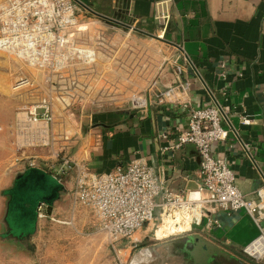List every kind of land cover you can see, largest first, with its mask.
I'll list each match as a JSON object with an SVG mask.
<instances>
[{"label": "crops", "instance_id": "crops-1", "mask_svg": "<svg viewBox=\"0 0 264 264\" xmlns=\"http://www.w3.org/2000/svg\"><path fill=\"white\" fill-rule=\"evenodd\" d=\"M4 1L6 0H0V4ZM74 1L82 11L78 16L80 21L113 27L131 26L135 36L128 39L141 41L142 56H148V61L151 59L158 63L161 58L155 57V50L160 53L164 48V58L160 62V71L157 69L158 75L140 87V90L148 94V104L144 109H97L92 117L90 131L72 138L68 125L59 117L55 108L50 143L42 148L27 146L17 138L16 130L13 129L14 113L20 106L53 95L51 85L58 78L49 83L34 73L31 76L32 82L27 86L28 93L21 98L19 91L12 89V84L21 80L18 69L14 65L10 69L7 61L3 68V64L0 65V142L6 141L9 146V157L4 161L0 160V174L13 173L10 182L6 183L8 185L0 190L3 203L0 213V243L1 248H7L5 244L11 247L20 244L18 250L12 249L13 252L8 255L2 253L0 264H28L24 258L18 259L17 256L29 252L34 255L31 256V261L35 264H106L104 257L107 242L96 231L90 213L81 207L71 211L73 174H69L67 182L56 183L47 173V164L44 162L52 158L59 149L75 150V156H80V160L84 161L90 173L95 176L140 159L154 170L157 180L173 192L198 191V152L190 145L175 151L168 149L175 144L179 133L185 130L187 109L183 102L188 101L195 108L217 104L222 109L225 114L223 126L228 129L229 136L224 143L213 147V153L225 161L235 177L256 178V167L264 174V0ZM158 14L168 17V26L164 32H159L156 26L155 17ZM97 28L103 29L95 26ZM100 30L89 34L80 29L79 40L85 43L86 38L93 36L95 39H105V34ZM157 32L158 36L155 37ZM128 33L132 34L131 31ZM128 33L124 36L125 40ZM155 38L159 42L164 41L161 42V47L148 44V41ZM135 44L130 42V49ZM106 49L108 52H104V55L132 56L130 50L113 44ZM112 66L114 63L110 64V70ZM109 69L104 72L110 71ZM68 70L60 76L59 82L64 86L72 84L82 98L86 87L112 89L117 85L108 83L101 76L93 79L92 72L102 73L100 67L86 73ZM65 76H69V79H65ZM66 97L72 103L79 99L77 96ZM108 97L99 100V103L126 101ZM128 102L129 99L126 103ZM6 106L8 112H5ZM242 110L248 118L254 120V124L238 127V115ZM242 145L246 147L252 160L244 156ZM81 147L84 148L82 151ZM30 164H34V167L29 168ZM21 173H28L33 177V182L48 184L50 191L53 187L63 190L54 202H59L60 208L65 207L57 209L53 204L50 214V217L60 214L61 219L66 221L63 224L67 223L60 227L63 231L60 240L64 254L61 257H51L53 239L58 238H53L54 233L50 231L54 229V224H45L38 221V218L34 220L22 214V223L12 225L9 222L4 199L6 200V193L12 187L15 175ZM2 185L5 186V182ZM200 197L204 198L205 193L200 192ZM24 201L25 198L22 206L26 205ZM215 218L219 226L207 229L203 223L190 233L171 241L179 255V261L174 260V264H198L197 259L201 264H264L247 261L241 256L242 248L258 236V229L247 214L236 211L228 215H215ZM19 225L21 226L18 227ZM147 236L136 234L132 236L131 242H144L145 245L154 243ZM196 238L200 241L199 249L193 251L191 248L196 245ZM44 240L47 246L44 245ZM42 244L47 247L44 256L37 253ZM155 244L160 246L161 243ZM181 250L188 258L192 257L184 258Z\"/></svg>", "mask_w": 264, "mask_h": 264}, {"label": "built area", "instance_id": "built-area-1", "mask_svg": "<svg viewBox=\"0 0 264 264\" xmlns=\"http://www.w3.org/2000/svg\"><path fill=\"white\" fill-rule=\"evenodd\" d=\"M79 12L74 0H7L0 5V51L53 74L64 71L73 62L90 63L95 52L75 47L69 35L77 25ZM155 22L158 31L164 32L168 17L158 14ZM125 28L133 30L131 26ZM115 32V42L124 39L123 31ZM146 105L144 94L132 96V109H144ZM183 106L187 109L185 130L168 149L175 151L190 145L198 152L200 188L196 192H173L140 159L95 176L84 162L65 157L58 165H49L47 173L57 183H62L70 172L73 174L71 198L89 211L96 231L106 239L116 260L120 259L119 244L130 241L153 216L156 219L148 227V238L162 243L178 239L203 223L207 229L219 226L215 215L243 211L258 229V236L242 248L241 256L250 262H264V174L256 167V178L239 179L225 161L214 155L213 147L224 143L229 136L223 126L225 114L217 104L195 108L187 101ZM51 113L45 102L20 113V121L15 123L17 138L21 141V133L25 145H46L45 125L51 123ZM91 121V107H85L76 126L79 130L89 129ZM252 124L254 120L242 110L238 127ZM242 147L244 156L252 160L246 147ZM33 167L30 164L29 168ZM200 192L205 193L204 198ZM44 207L37 206L38 219L44 216ZM181 253L186 259L192 257L188 258L182 250Z\"/></svg>", "mask_w": 264, "mask_h": 264}, {"label": "rangeland", "instance_id": "rangeland-1", "mask_svg": "<svg viewBox=\"0 0 264 264\" xmlns=\"http://www.w3.org/2000/svg\"><path fill=\"white\" fill-rule=\"evenodd\" d=\"M6 1H4L3 3H5ZM3 3H1V4H3ZM79 15H80V12L78 13L77 17ZM91 23H92V21H91ZM95 26L96 27H102L103 29H101V30H100V28L95 29ZM80 29L82 32L87 31L89 34L93 33L95 30H100L105 34L104 35L105 39H103V38L95 39V36H93L92 38H89V37L86 38L85 43H82L78 37ZM115 30L123 31L124 36H125L126 32L128 33V31H131L132 34L128 33L126 40L122 39L120 42H115V39H114V35L116 33ZM133 30H129L127 28H124L122 25H120V26L116 25V27H113L112 25L109 26L108 24L102 25L100 23L99 24L85 23L84 21H80V19L78 18L77 25L73 29L70 30L69 35L73 39L75 47H78L80 49L93 50L95 52L94 60L90 63H85V64H81L79 62H73L67 67V69L62 71L63 73L60 72L58 74L50 73V71H48L46 69L39 70V69L30 67L27 64V62L20 61L17 58H15L14 56L0 51V65L3 64V66L1 68H3L6 65V61H7L9 63L10 69H11V65H14L15 68H17L18 72L20 73L21 80L16 82V83H13L12 89L18 90L21 98H24L25 97L24 94L28 93L27 86H29V84L32 82L31 76L34 73L39 75V76H42L44 78V81L49 82V83H51V80L58 78L57 80H55L54 84L51 85L53 93H54L53 95H51V96L48 95L44 98L39 99L35 103H31V104H28L26 106L25 105L20 106L15 110L13 129H15V123L18 124V122L20 121L18 119V115L20 113L27 112L28 109H30L31 107H33L35 105L40 104L41 102L47 103L51 108L52 121H51V123L45 125L47 127L46 128V135H45V138H47L46 145L26 143L27 146L41 147L42 148V147H46L47 145H49L48 144V143H50L49 137H51V133H52V129H51L52 127L51 126L55 122L53 119L55 108H56L57 112L59 113V117L63 118L65 120V123L68 125L69 131L71 132V137L76 138V137H78L84 133L89 132L91 129V127H90L89 129L79 130V128L76 126L78 124L80 117L82 116V114L84 112L85 107H91V112H92V117H93V114L95 113V111H97V109L114 110V109H126V107H127V109L131 108V98L136 93L144 94L145 99L147 101L148 94L145 91L140 90L141 89L140 87L158 75L157 69H158V71H160L161 63H162L161 59L164 58L163 52L165 51V49L163 48L160 51V53H158L157 50H155V57L158 59L161 58L160 59L161 63L160 62H158V63L153 62L151 59H149V61H148V56L145 57V55L144 56L141 55V41L139 39H136L134 41H130L134 38L128 39L131 36H135ZM156 36H158V32L155 33V37ZM80 39H81V37H80ZM130 42L136 43L133 46V49H130V46H129ZM161 42H159L158 39H152L151 41H148V44L153 45V47L159 48V47H161L160 46ZM110 44H113V45L117 46L118 48H126L127 50H130V52L132 53V56H130V58H128L129 55H125V56H109L108 54L104 55L103 54L104 52H108L106 47ZM117 51H118V49H117ZM155 57H154V59H155ZM111 63H114V66H112V68L110 70L109 66ZM96 67L97 68L100 67V72H102V73H95L94 74V72H92V76L94 75L93 79L96 80L95 76L96 77L101 76L108 83L110 82V84H117L116 87H114L112 89H108V88L107 89H104V88L94 89V87L93 88H87L86 87L82 92V95H83V98H82L80 96L81 93L78 92L75 89V87H73L72 84H68L69 86L68 85L64 86L63 84H61V82H59L60 76L64 73H66V71L68 69H69L68 71H74V72L80 71V72L86 73L90 69H95ZM107 69H109L110 71L104 72ZM65 79H69V76H65ZM130 84H131V87H130ZM70 93H71V95H70ZM107 95L110 96L111 98L114 97L112 99H115V100L125 99L126 101L122 102V103H99V100L109 98ZM66 96L73 97V98H74V96H77L79 99L75 103H72L70 101V99H68V97H66ZM128 99H129V102L126 103L128 101ZM147 104H148V101H147ZM5 112H8L7 106L5 108ZM4 122H6V121H4ZM91 126H92V121H91ZM21 127H23V126H21ZM21 127H19V128H21ZM20 135H21V141L23 142L24 136L21 133H20ZM64 137L66 140L67 135H65ZM72 138H70V139H72ZM7 143H6V141L0 142V151H1L0 157H2L0 159L1 161H4L7 157H9V154H8L9 146ZM83 149L84 148L81 147V151ZM76 154H77V152L75 150L68 151V149H59L58 151L55 152V155L52 158H50L49 160H47L44 163L47 164L46 167L49 168V165H52V164L58 165L60 163V161L65 157L68 159H71L72 161H82V160H80V158H81L80 156L79 157L75 156ZM82 162H84V161H82ZM69 174L63 180V182H67V180L69 178ZM12 175H13V173H10L8 175V174H6V172L5 173L3 172L2 174H0V190L3 187H6V185H8L6 183L10 182ZM4 182H5V186L2 185V183H4ZM52 185H53V183H52ZM31 193H32L31 189H28V194H31ZM50 194H51V191H50L49 195ZM56 202H54V207L56 206L57 209H63L65 207V206H62V208H60L61 205H59V202H57V203ZM2 204H3L2 200L0 199V213H1V210L3 207ZM5 204H6V200L4 199V206H5ZM78 207H81V206L76 205L75 202L72 200L71 191H70V208H71V211L74 212V210L77 209ZM81 208H83V207H81ZM43 215L44 216L39 218L38 221L43 222L45 224H48V223L54 224V225H52V226H55L54 229H51L50 231L54 233L53 238L58 236L57 239H53L52 247L50 250V251H52L51 257L53 255H58L61 257V255H64V254H63V248H62L63 244L61 243V240H60V234L63 231H62V228H60V227L63 226L64 224L67 225V223L63 224V222H66V221L61 219L60 214H58L57 217L48 216L46 214L45 207L43 209ZM0 217H1V215H0ZM91 218H92V216H91ZM155 219H156V216L151 217V219H149L147 225L143 226L141 230L136 232V234H139L141 237L147 236L149 234V232H148L149 229L148 230H146V229L153 225V223L155 222ZM14 220H16V219H14ZM11 224L16 225L15 221H12ZM143 230H146V231H143ZM146 233H147V235H146ZM136 234H134V235H136ZM30 243H33V242L31 241ZM34 243L36 244V242H34ZM43 243H44V245L47 246V242L45 240L43 241ZM155 243L156 242L150 243L149 245L148 244L145 245L144 242L134 244L131 242V240L128 242L121 243L118 246V249H120V251H121L119 253V258H120L119 260L115 259L114 255L112 254V252L110 251V249L107 246L106 255L104 257L105 263L106 264H174L173 261L176 259L178 260L179 255L177 254L176 248L174 247V244L171 243V241H167L165 243L162 242L161 244H159L160 246H158V244H155ZM1 245H2V243H0V255L2 253H4L5 255H8L9 253L13 252L12 249L18 250L17 247H20V244H17L16 246H13V247L9 246L8 244H5V247H7V248H1L2 247ZM46 246H43V244H42L40 246L39 252H37V253L44 256L43 254L45 253V251H47V250H45L47 248ZM19 249L21 250V248H19ZM30 253L31 252L25 253V254L21 253L17 257H18V259L24 258V261L28 264H35L34 261H31V256H34V255L33 254L30 255ZM38 262H39V260H38ZM36 264H39V263H36Z\"/></svg>", "mask_w": 264, "mask_h": 264}, {"label": "water", "instance_id": "water-1", "mask_svg": "<svg viewBox=\"0 0 264 264\" xmlns=\"http://www.w3.org/2000/svg\"><path fill=\"white\" fill-rule=\"evenodd\" d=\"M95 16L99 19L105 20V18L102 16H99V15H95ZM162 42H164V41H162ZM28 176H30L28 173H25V174L21 173L20 175L19 174L15 175L14 182L12 183V187L6 193L7 195L11 194V193H13V194L18 193V197L20 198V200L18 198L11 199V202H7L5 204V206L8 210V219H9L10 223L12 221H15L16 225L22 223L21 219H20V214L27 216V217L30 216V218H33L34 220H36L37 219L36 208L40 204L45 206L46 214L48 216H50L51 211L53 209L54 201L60 196V193L63 192V190L61 188H57V189L53 188L51 190V194L49 195L50 190H49L48 184L44 185L41 183L33 182V177L30 176V178H27ZM50 179H52V178L50 177ZM53 181H55V180H53ZM28 189H31V191H32L31 194H28ZM38 195H44L45 200L43 202H40L39 204L35 205L36 202H34V200L40 198V197L36 198V196H38ZM32 196H34V197H32ZM23 198L26 199V201H24V203L26 204L25 206H22ZM14 200H16V202L18 204L19 211L17 213L13 211ZM38 200H40V199H38ZM19 202H20V204H19ZM14 219H16V220H14ZM20 226L21 225H19L18 227H20ZM195 242H196V245H194L195 249L193 247L191 248V250H193V251H196L197 249H199V244H200L199 239L196 238ZM197 263L201 264L198 259H197Z\"/></svg>", "mask_w": 264, "mask_h": 264}, {"label": "flooded vegetation", "instance_id": "flooded-vegetation-1", "mask_svg": "<svg viewBox=\"0 0 264 264\" xmlns=\"http://www.w3.org/2000/svg\"><path fill=\"white\" fill-rule=\"evenodd\" d=\"M54 188V187H53ZM7 195V194H6ZM32 197H34V196H32ZM37 197H40V198H38V199H40V200H38V199H35L34 200V202H36L35 203V205H37V204H39L40 202H43L44 200H45V196L44 195H38V196H36V198ZM14 198H18L19 200H20V198L18 197V193L17 194H13V193H11V194H8L7 196H6V203L7 202H11V199H14ZM15 207V208H14ZM14 207H13V211L14 212H18L19 211V209H18V204H17V202H16V200H14ZM10 222V221H9Z\"/></svg>", "mask_w": 264, "mask_h": 264}]
</instances>
